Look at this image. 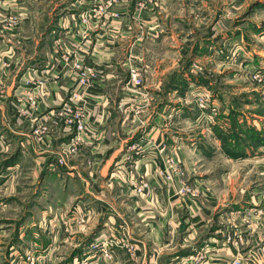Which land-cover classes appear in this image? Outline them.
<instances>
[{
	"label": "crops",
	"instance_id": "0c3cea01",
	"mask_svg": "<svg viewBox=\"0 0 264 264\" xmlns=\"http://www.w3.org/2000/svg\"><path fill=\"white\" fill-rule=\"evenodd\" d=\"M158 2L165 7L166 0ZM60 3L66 4V12L55 18L54 26L46 34L43 50L38 46V33L33 34L29 29L33 14L27 0H0V63L3 62L5 66L0 69V84L6 88L0 91L2 123L21 142V154L33 152L39 156L40 162H36L42 169L38 173L39 181L57 173L58 168H65L69 175L82 179L86 185L84 196L87 201L81 200L80 203L87 206V203L97 202L93 206L96 212L109 210L106 214H110L108 218H111V222L120 230L125 228L128 231L125 242L134 249L131 252L136 248L141 252L145 250L143 264L147 263V245L150 244L151 258L148 264H188V258L202 248L206 254L201 264H232L238 258H242L243 264H251L248 255L257 251L264 255V244H258L261 237L264 239V231L259 228L258 220L257 223L255 220L244 221L243 213L240 214L238 210L221 215L219 223L229 226L215 231L222 232L223 228L227 233L230 230L231 233L241 232L244 241L241 240L238 247L214 238H211V244H198L199 241L196 244L188 243L197 230L207 227L213 220L212 212L202 203L181 200L176 195L177 186L170 185L160 176L162 168L166 166L165 156L172 149L178 150L175 135L178 132L170 129L171 112L168 110L171 94L179 92L173 90L171 84V76L177 70L172 68L169 60L171 36L165 25L170 20L149 16L141 21L147 25L149 32L131 34V16L104 20H92V17L85 25L82 15L88 12L86 6L89 2L62 0ZM122 3L129 7L130 0H122ZM155 5L158 3L147 6L152 15L155 14ZM128 11L127 8L124 10ZM14 17L18 19L17 26L11 24ZM121 25L123 32L119 30ZM32 50L34 54L31 55L29 52ZM178 52L180 55V50ZM66 55L76 59L82 67L94 71L96 78L88 79L89 86H80L77 72L60 60ZM257 61L263 63L259 58ZM132 69L138 70L142 77L139 87L129 82ZM2 75L4 80L1 79ZM38 80L45 83L37 92L38 106L31 109L26 107L27 93L36 90L34 84ZM77 90L82 92L84 102L72 98ZM10 104L20 114L16 122L9 115ZM80 106L83 107L86 129L81 134L82 141L77 149L68 154L76 134L66 124V115ZM23 111L28 117L22 114ZM180 111L178 109L176 113ZM223 115L219 118V126L229 132L228 113L224 112ZM259 123L253 120V126L258 129ZM40 125L47 127V137L37 145L34 138H28L27 133ZM202 129L200 127L202 133L206 132ZM208 130L213 133L212 129ZM1 137L6 140L3 135ZM62 153L68 154L66 165L58 162ZM177 154L183 158L181 149ZM228 160L234 163V160ZM254 167L264 170L261 160H255ZM228 180L232 181L231 178ZM141 184L147 187L138 194L135 189ZM262 198L252 196L254 206ZM182 209L188 213L185 223L191 222L185 230V234L188 232L187 238L182 228H178ZM252 217L260 219L254 215ZM236 219L239 225L235 224ZM235 225L237 228H234ZM120 230L113 234L120 235ZM79 233L77 231V235ZM4 236L5 232L0 230V243L5 242L1 240ZM122 241L124 239L115 242ZM3 245L0 244V251L5 249ZM21 245L24 247V244Z\"/></svg>",
	"mask_w": 264,
	"mask_h": 264
},
{
	"label": "rangeland",
	"instance_id": "374dc122",
	"mask_svg": "<svg viewBox=\"0 0 264 264\" xmlns=\"http://www.w3.org/2000/svg\"><path fill=\"white\" fill-rule=\"evenodd\" d=\"M60 1L27 0L33 14L29 29L33 34L38 33V46L43 50L46 34L54 26L55 18L66 12V4ZM86 1L90 3L86 9L88 16L94 18L92 20L131 16V34L148 33L147 25L141 21L149 16L170 20L165 25L171 36L169 60L172 68L177 70L171 76V84L173 88L176 81H182L185 86L171 94L168 110L171 112L170 129L178 132L175 134L177 149H181L183 158L178 157V150L172 149L164 158L168 166L162 168L160 176L177 188H190L191 191L184 196L176 189L177 197L208 206L213 216L207 227L197 230L188 243L211 244V238H214L225 240L227 244L226 230L215 231L229 226L219 223V217L229 211L243 213L244 221L255 220L257 223L258 220L259 228L264 231V170L254 167L255 160L264 164V147L249 149V155L239 160L230 158L234 160L231 163L214 132L216 127L221 128L219 118L224 116L223 113L229 115L233 111L244 128L247 124L261 132L264 138V8L261 7H264V0H166L165 7L157 2L153 15L139 0H130L129 7H125L122 0L116 3L110 0ZM126 8L128 12H124ZM122 28L121 25L120 32L124 31ZM29 53L34 54V50ZM257 58L263 63L255 62ZM1 66L3 62L0 69L5 67ZM1 79L4 80L3 75ZM1 90H6L2 83ZM194 91L203 92L220 104L217 124L202 127V131L208 133H202L193 123L196 114ZM29 93L26 107L33 109L28 103ZM5 105L8 107L7 102ZM9 108V115L16 122L20 114L13 104ZM178 109L181 111L176 113ZM255 111H259V115L254 114ZM22 114L27 116L24 111ZM260 119L262 122L259 123ZM253 120L258 121L260 129L253 126ZM34 130L27 133L28 138H34L39 145L47 136L40 133L35 138ZM1 135L6 139V146L0 151V230L5 232L1 239L5 242L0 243L5 247L0 251L4 254L0 255V264H14L15 259L30 264L28 257H32L35 264H143L145 250L141 252L135 247L136 251L131 252L134 249L125 242L128 231L125 228L120 230L111 222L110 214H106L109 210L96 212L93 206L97 202H86L87 206L80 203L81 200L87 201L82 179L69 175L65 168H58L57 173L39 181L38 173L42 170L36 163L40 162L39 156L33 152L21 154L22 144L4 127L0 111ZM8 161H15L16 169H6ZM170 161L174 163H168ZM228 178L232 181L229 182ZM135 190L138 193V187ZM252 196L263 198L254 206ZM182 212L178 228H182L187 238L185 230L191 222L185 223L188 213L184 209ZM252 215L260 219H253ZM235 221V224L240 223L237 219ZM118 230L120 235H114ZM77 231L81 233L77 235ZM237 233L244 241L243 234ZM120 239L124 241L115 242ZM258 244H264L262 237ZM151 247L152 244L147 245V263L144 264H148L151 258Z\"/></svg>",
	"mask_w": 264,
	"mask_h": 264
},
{
	"label": "built area",
	"instance_id": "2783aa9c",
	"mask_svg": "<svg viewBox=\"0 0 264 264\" xmlns=\"http://www.w3.org/2000/svg\"><path fill=\"white\" fill-rule=\"evenodd\" d=\"M111 2H117V0H110ZM141 2L142 6H148L149 4H155L159 0H139ZM110 2V3H111ZM101 9V8H100ZM90 20V17L88 16V12L82 15V21L85 25L88 24ZM11 24L12 26H17L18 24V19L16 17L11 18ZM61 61H65L66 65H70L72 70H75L77 72V76L79 78V83L80 86H89V78H96V74L94 73L93 70L89 68H84L81 66V64L76 60L72 59L69 55L62 56ZM129 82L132 83L134 86L139 87L142 84V77L138 70L132 69L130 71L129 75ZM45 81L44 80H38L35 84L34 87L36 90L34 92H30L28 96V103L31 104L32 107H37L38 106V94L37 92L41 90L44 86ZM41 88V89H40ZM194 89V88H192ZM199 91V90H197ZM194 91L195 99L193 100V106L195 107L196 114L194 116V122L196 125L200 127H208L211 125L217 124L218 117L220 115L221 107L220 104L211 98V96H208L204 94L203 92H197ZM72 98L74 100H78L80 102H84L82 99V92L80 90H77ZM27 100V98H26ZM66 124L68 125L69 128H73L75 131V137L73 138V145L71 150L68 152L73 153L77 149V145L82 141L81 134L85 131L86 129V124L84 122V114H83V107L80 106L76 110H72L70 112V115H66ZM34 134L35 138L38 134H46L47 127L46 126H37L34 127ZM33 128V129H34ZM36 142V140L34 139ZM3 142V143H2ZM38 145V144H37ZM6 146L5 141L0 138V151ZM67 153H62L60 154L59 162L60 164L66 165L67 163ZM172 161V160H171ZM168 162V163H174V162ZM167 164V162H166ZM168 166V164H167ZM170 179V175H169ZM147 185L142 184L140 188H138V193H143L144 190L146 189ZM190 188L186 186H179L178 188V193L181 196H184L190 192ZM241 235L238 234L237 232H234L233 234L231 233V230L227 233V242L230 243L228 245L238 247L241 244H238L239 241H241ZM236 242L237 244H234ZM206 250L205 249H200L195 253L194 255L190 256L187 260L188 264H201L202 261L205 258ZM264 255L261 252H254L251 253L250 255L247 256L248 261L251 264H263L264 262ZM27 262L30 264H35L34 260H32V257H28ZM14 264H23L21 261L18 259H15L13 261ZM232 264H243L242 258H238L232 262Z\"/></svg>",
	"mask_w": 264,
	"mask_h": 264
},
{
	"label": "trees",
	"instance_id": "16d2710c",
	"mask_svg": "<svg viewBox=\"0 0 264 264\" xmlns=\"http://www.w3.org/2000/svg\"><path fill=\"white\" fill-rule=\"evenodd\" d=\"M264 8L263 6H261ZM257 31H260L258 29ZM180 77V75H177ZM185 86L182 81H176L173 90H179L180 87ZM259 115V111L253 112ZM230 131L225 132L223 128L216 127L214 129L215 135L221 140L222 150L229 157L234 160L245 158L249 155V149H258L264 147V138L262 133L258 132L255 128L247 126L239 121V116L233 111L228 115ZM15 161H8L5 163L6 168L14 166Z\"/></svg>",
	"mask_w": 264,
	"mask_h": 264
}]
</instances>
